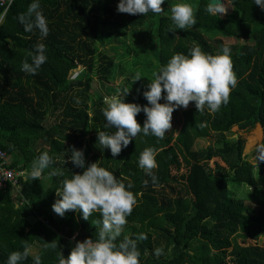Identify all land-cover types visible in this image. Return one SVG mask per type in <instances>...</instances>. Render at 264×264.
<instances>
[{"label":"trees","instance_id":"trees-1","mask_svg":"<svg viewBox=\"0 0 264 264\" xmlns=\"http://www.w3.org/2000/svg\"><path fill=\"white\" fill-rule=\"evenodd\" d=\"M31 2L12 0L3 15L6 7L0 0V150L12 158V169L26 172L19 178L18 194L12 186L0 191V264L25 245L38 250L42 264H58V257L67 258L77 241L95 239L99 212L84 220L75 210L63 218L52 210L62 181L82 174L94 162L132 185L137 203L117 243L124 236L147 234L146 240H137L140 264H264L263 247L239 241L246 244L264 232V189L256 185V167L243 158L245 140L229 137L234 129L251 132L259 127L264 143V11L252 0H234L233 11L221 17L205 11L208 0H188L197 23L186 31H169L171 13L163 4L166 14L144 16L119 13V0H40L49 26L41 41L38 30L25 32L17 18ZM219 36L238 41L229 45ZM37 42L46 45L47 60L31 75L21 71V65L31 63ZM194 45L213 55L224 45L231 48L238 82L229 103L210 113L198 112L190 102L187 109L173 112L172 128L163 139L138 134L113 157L98 143L97 131L113 129L104 127L101 110L106 104L94 89L95 78L108 84L124 76L119 90H130L125 102L145 106L143 92L152 73ZM108 46L112 53L103 51ZM79 66L82 71L72 78ZM137 73L149 82L135 81ZM53 116L56 123L47 125ZM136 119L143 126L146 116L141 112ZM209 137L215 139L213 145L195 150L197 140ZM73 147L83 150L84 168L71 162ZM147 147L159 149L155 185L138 167ZM43 151L54 163L38 180L26 179ZM216 159L222 163L210 169ZM259 166L264 183V162ZM53 169L63 170V175H50ZM241 186L256 188L258 210L231 195ZM53 242L55 247H44ZM155 248L163 250L158 257ZM22 264H33L32 256Z\"/></svg>","mask_w":264,"mask_h":264},{"label":"clouds","instance_id":"clouds-1","mask_svg":"<svg viewBox=\"0 0 264 264\" xmlns=\"http://www.w3.org/2000/svg\"><path fill=\"white\" fill-rule=\"evenodd\" d=\"M233 2L208 0L205 11L211 15L226 14L228 8L233 7ZM164 3L165 0H119L117 11L144 16L150 12L161 14L164 12L161 7ZM252 3L264 11V0H252ZM169 11L174 26H170L169 31H186L197 23L195 10L188 0H179ZM17 18L25 32L38 30L41 41L48 36L49 26L40 0H32L27 12L20 13ZM30 56L31 63L23 61L21 71L35 75L47 60L46 45L37 42ZM141 78L139 73L134 77L135 81ZM148 80V90L143 92L148 101L145 106L125 102L130 92L127 87L116 95L105 97L106 107L101 110L106 121L104 127L113 131H97V136L98 143L104 149H110L113 157L119 156L138 134L163 139L172 128L173 112L181 107L187 109L190 102H194L198 112L219 111L229 103L230 93L238 82L228 45H224L220 53L215 55L204 52L199 45H194L188 54L175 53ZM161 99L165 103H161ZM141 112L146 116L143 126L136 119ZM158 152L159 149L155 147H147L138 158V167L151 177L154 185L158 182L153 171L157 168ZM70 159L75 166L84 168L83 150L73 147ZM254 159L257 163L264 162V143L256 144ZM53 163L54 159L48 151L41 152L33 160L26 179L38 180ZM63 163H66L65 159ZM50 175H63V170L53 169ZM144 184L147 186L148 181L145 180ZM131 188V183L126 185L121 178H116L113 171L99 166L98 162L91 163L82 174H72L71 178L62 181V187L56 189L58 199L52 205L55 214L63 218L66 212L75 210L82 214L84 220H89L93 212H99L102 219L96 221L99 227L95 239L77 241L67 258L62 254L58 257V264H140L137 240H146L147 234L139 233L136 239L124 236L117 243L127 217L132 214L137 203ZM49 246L55 247L54 242L44 245L45 248ZM162 251L161 248L153 249L157 257ZM29 256H32L33 264H42L41 254L34 253L28 245L24 246L23 251L11 252L5 264H22Z\"/></svg>","mask_w":264,"mask_h":264},{"label":"rangeland","instance_id":"rangeland-1","mask_svg":"<svg viewBox=\"0 0 264 264\" xmlns=\"http://www.w3.org/2000/svg\"><path fill=\"white\" fill-rule=\"evenodd\" d=\"M177 2H179V0H165V3L163 4L164 8H167V10H170V7L174 4H176ZM233 11V7H229L228 11L226 14H220L221 17H225L227 14L231 13ZM170 12V11H169ZM166 14V13H163ZM218 39L222 40L224 43H227L229 45H234L237 43V39L234 38L232 36V38H225V37H217ZM121 40L126 41V42H130L129 38H125V37H121ZM241 43H244V40L241 39L240 41ZM119 45V43H116L115 46ZM104 52L107 53H112L109 50V46L107 48L103 49ZM120 52L123 53L124 51L122 50V48H120ZM133 55V54H132ZM131 57V56H130ZM131 58H128L127 60H130ZM82 66H79L73 73L72 78H76L80 72L82 71ZM126 74L130 75L128 70H126ZM124 76H120L116 81L112 82V83H108L105 82L102 84V82L99 81V78L96 77L95 81H94V89L98 90L99 92H101V94L104 96V100L103 102L105 103V97H111L113 95H116L118 93V90L120 89V86L123 84L124 82ZM143 83H147L149 81H147L145 78H141ZM117 92V93H116ZM57 121V117H49V119L46 121L47 125H53L55 124ZM233 135H230L229 137L231 139H237L238 137H241L245 140V145H244V150H243V158L245 157V159L249 162L252 163L256 169H255V178H256V185H259L258 189H264V183L262 182L261 178L263 176L262 172H260L261 167L259 166L261 162H258L254 159L255 156V146L257 143H262V139H263V132L261 131V129L259 127H256L253 131L251 132H244V131H239L238 129H234L233 130ZM215 142V139L213 137H209L206 139H200L197 140L195 143V150H198L200 148H206L210 145H213ZM218 163H222L221 160L216 159V160H212L209 163L210 169H214ZM259 164V165H258ZM258 173V174H257ZM257 174V175H256ZM46 184H50L49 181L44 180ZM263 183V184H262ZM232 189V187H231ZM255 187H249V186H241L239 187L236 192L235 190H233L231 193L232 196L234 197H238L241 199L245 200V203L247 206L250 207V209L252 211H256L259 209V203H258V199H259V194L255 193ZM254 192V193H253ZM253 193V194H252ZM242 245H246V246H254V245H259L260 247L264 248V232L261 234L260 237H258L256 240H248L246 242V244H243L242 240H239ZM34 253H37L38 250L37 249H33L32 250ZM231 264V263H230Z\"/></svg>","mask_w":264,"mask_h":264},{"label":"built area","instance_id":"built-area-1","mask_svg":"<svg viewBox=\"0 0 264 264\" xmlns=\"http://www.w3.org/2000/svg\"><path fill=\"white\" fill-rule=\"evenodd\" d=\"M12 0H1V5H10ZM10 158L5 151L0 150V191H7L10 186L19 187V178L24 176V173L12 169L10 166Z\"/></svg>","mask_w":264,"mask_h":264},{"label":"crops","instance_id":"crops-1","mask_svg":"<svg viewBox=\"0 0 264 264\" xmlns=\"http://www.w3.org/2000/svg\"><path fill=\"white\" fill-rule=\"evenodd\" d=\"M4 7H6V9H5V11H4V14L3 15H5L6 14V12H7V10H8V5H6V6H4ZM10 158V162H11V164H12V158L11 157H9ZM10 164V165H11ZM16 171H18V172H21L22 170H18V169H16V168H14ZM23 173H25L26 174V172L25 171H22ZM20 189V187H18V188H14L13 187V189H12V191L14 192V194H18L19 193V190ZM18 200H20V197H18Z\"/></svg>","mask_w":264,"mask_h":264}]
</instances>
